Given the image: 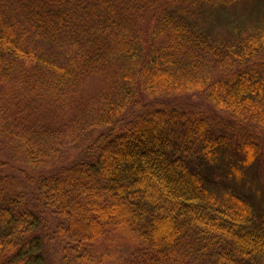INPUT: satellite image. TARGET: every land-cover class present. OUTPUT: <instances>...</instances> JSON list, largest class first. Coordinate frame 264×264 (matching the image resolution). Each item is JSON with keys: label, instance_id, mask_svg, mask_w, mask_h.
Instances as JSON below:
<instances>
[{"label": "trees", "instance_id": "16d2710c", "mask_svg": "<svg viewBox=\"0 0 264 264\" xmlns=\"http://www.w3.org/2000/svg\"><path fill=\"white\" fill-rule=\"evenodd\" d=\"M246 1L0 0V137L37 173L0 159V264L46 263L43 208L60 264L99 263L116 232V264H264V14L229 12ZM190 92L223 113L168 99Z\"/></svg>", "mask_w": 264, "mask_h": 264}, {"label": "rangeland", "instance_id": "374dc122", "mask_svg": "<svg viewBox=\"0 0 264 264\" xmlns=\"http://www.w3.org/2000/svg\"><path fill=\"white\" fill-rule=\"evenodd\" d=\"M260 12L264 14V0H248L246 2H241L237 5H232L229 8V12ZM248 26V24L246 25ZM264 59V51H261L259 54L255 55L251 60L252 61H261ZM103 86V82L101 79V75L99 73H93L90 74L82 87L81 92V104L80 108L83 109L85 104L87 103V100L93 95L96 96L98 91ZM10 87H4L2 90L7 89L9 90ZM3 98L5 100V96L3 95ZM168 99H171L172 102L185 104L187 106H191L194 108H200L202 110L208 111L212 114H222L223 111L208 104L205 99L197 93H180L176 94L174 96L169 97ZM22 105V102H21ZM72 116L70 112L66 113V117L64 119H69V117ZM44 123L50 124L51 122V116L50 114L46 113L44 114ZM254 132V135L257 137L258 144L262 146L264 149V129L257 128ZM98 133L97 130H91V131H85L82 136L78 137V143L77 142H70L69 144L66 143L65 146L62 147L60 150V156L62 158L63 162H67L70 160H74L75 158L79 157L84 149L85 146H87L88 141L90 137L93 135H96ZM8 143V142H7ZM0 159L7 161L11 165L24 169L27 173L32 174L34 176L37 175L36 172H33L27 165L24 163L18 161L15 157L12 156L10 150L5 145V140L0 137ZM18 177L22 179L19 175ZM28 189L25 188L24 191ZM26 191V192H27ZM43 216L47 219V226L50 232L52 234L50 235V242L45 244V257H46V263L45 264H60L61 256L59 253V247H60V238H58L57 235L53 234L54 225L56 223V220L51 215L50 211L48 209L43 208ZM44 230V229H43ZM45 231V230H44ZM125 233V232H124ZM102 250L101 252H105L107 255H109L107 258H104L99 263L94 264H116L119 255H123L127 252L130 246V242L126 238V235L123 233H114L111 235L110 239H107L106 241H103V243L100 244Z\"/></svg>", "mask_w": 264, "mask_h": 264}]
</instances>
